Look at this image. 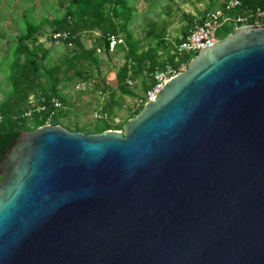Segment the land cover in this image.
<instances>
[{"label": "water", "instance_id": "water-1", "mask_svg": "<svg viewBox=\"0 0 264 264\" xmlns=\"http://www.w3.org/2000/svg\"><path fill=\"white\" fill-rule=\"evenodd\" d=\"M0 264H264V23L202 46L122 129H23Z\"/></svg>", "mask_w": 264, "mask_h": 264}, {"label": "trees", "instance_id": "trees-1", "mask_svg": "<svg viewBox=\"0 0 264 264\" xmlns=\"http://www.w3.org/2000/svg\"><path fill=\"white\" fill-rule=\"evenodd\" d=\"M58 4L64 8L57 10L52 6L54 14L50 17L43 15L39 20H27L24 31L16 36V41L9 47L8 57L4 60L7 65V87L5 97L0 99V158L5 153L10 143L23 129H33L45 123L62 124V115H71L70 97L62 94L61 89L68 86V82L77 79H89L83 71V61L98 66L99 57L97 49L102 48L110 53H121L123 62L116 72V88L123 94L136 96V92L130 89L128 80L140 79L141 96L155 82V73L164 70L169 64L178 70L181 63L188 61L197 52L184 53L178 51V45L184 40L186 34L194 27L196 22L201 23L204 16L214 4L212 1L200 12L196 18L191 13L185 14L186 24L181 30L180 36L168 38V20H147L144 23V34L136 37L131 28L134 13L137 7L130 0H60ZM223 2L220 4V6ZM244 7H264V0H243ZM44 25H48L50 33L65 31L67 38L62 40L65 45L73 44L69 52L62 58L51 62L50 50L39 40ZM226 24V35L233 32L237 26ZM222 27V28H223ZM233 27L232 30H229ZM97 32L98 46L86 48L83 46L81 36L84 33ZM222 39L224 37H219ZM111 35L122 40L110 47ZM51 37V36H50ZM72 73L69 75V72ZM79 79V80H80ZM77 81V80H76ZM75 81V82H76ZM104 89H110V98L103 105L107 119H95L93 125L76 126L72 130L101 132L106 129H122L123 124L135 116L143 104L127 115L122 124H114L111 120L112 106L115 104V93L112 87L103 81ZM102 87V85L98 86ZM2 86L0 84V92ZM41 100L44 98L45 109L34 112L30 117L25 111L30 106V98ZM52 97H58L65 108L54 107L49 101ZM77 115V111H75ZM69 128V127H68ZM70 129V128H69Z\"/></svg>", "mask_w": 264, "mask_h": 264}, {"label": "rangeland", "instance_id": "rangeland-1", "mask_svg": "<svg viewBox=\"0 0 264 264\" xmlns=\"http://www.w3.org/2000/svg\"><path fill=\"white\" fill-rule=\"evenodd\" d=\"M137 7V12L134 13L131 28L136 37H141L144 34L143 26L147 20L155 19L162 21L168 20L167 33L168 38L172 39L175 36H180L181 30L186 24L185 14L191 13L198 18L200 12L207 5L214 2L212 8L219 7L223 0H130ZM59 0H0V84L2 90L0 99L5 97L4 93L8 89L6 73L8 71L5 58L8 57L9 47L15 43L16 36L24 31L27 20H39L43 15L52 16L54 10L52 6H56L57 10H62V6L58 4ZM230 27L229 30H232ZM225 27L220 29L219 37L226 35ZM39 40L44 46L50 50L51 62H58L64 53L72 54L73 44L65 45L62 41H53L50 37V29L48 25L42 28ZM83 46L86 48L98 46L97 32L84 33L81 36ZM99 47V46H98ZM99 57L98 66L88 61H83V71L90 77V81H95V86L89 90L79 91L75 83L82 79H76L74 82H68V86L61 89L62 94L70 97L72 110L71 115H62V120L59 121L62 125L70 129L76 126L93 125L94 118L91 111L101 106L106 99H102L99 95L98 86L106 81L115 93V104L112 106L110 120L114 124H122L127 115L131 114L135 108H138L136 98L142 92L140 87V79L134 81L130 86L136 92V96L121 93L116 88V72L123 62L121 53H110L104 49H97ZM72 71L69 72V75ZM77 80V81H76ZM76 81V82H75ZM77 111V115H75Z\"/></svg>", "mask_w": 264, "mask_h": 264}, {"label": "built area", "instance_id": "built-area-1", "mask_svg": "<svg viewBox=\"0 0 264 264\" xmlns=\"http://www.w3.org/2000/svg\"><path fill=\"white\" fill-rule=\"evenodd\" d=\"M238 23L241 25L264 23V7L257 6L249 8L243 6V0H224L221 6L208 11L201 23L196 22L194 24V27L186 34L184 40L177 46L178 51L184 53L198 52L202 46H207L219 39L218 33L224 25H237ZM50 36L53 41L58 42L67 38L68 33L65 31H58L50 33ZM121 40V38H116L115 36L111 35L110 47L112 48L116 42ZM185 68L186 63H181L178 70L167 64L164 70L156 72L155 84L141 96L136 98L137 106L144 104L150 97L161 90L165 81L169 77L175 75L181 70H184ZM134 81L135 80L129 79L128 85H132ZM95 83V81H90L89 79H82L81 81H77L75 85L79 91H85L89 90V88H93ZM98 91L102 99H106L105 101L109 100L111 93L110 89H104V85L102 84V87H99ZM29 101L30 106L25 111L26 116L30 117L34 112H39L46 107L44 98L39 100L31 97ZM49 101L56 108H65L64 104L58 97H52ZM103 105L104 103H102L101 100V106L91 111V115L93 116L94 120L107 119L109 117L107 112L104 111Z\"/></svg>", "mask_w": 264, "mask_h": 264}, {"label": "crops", "instance_id": "crops-1", "mask_svg": "<svg viewBox=\"0 0 264 264\" xmlns=\"http://www.w3.org/2000/svg\"><path fill=\"white\" fill-rule=\"evenodd\" d=\"M60 1V0H59ZM224 1V0H223ZM62 8H64V7H62Z\"/></svg>", "mask_w": 264, "mask_h": 264}]
</instances>
